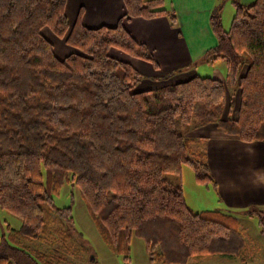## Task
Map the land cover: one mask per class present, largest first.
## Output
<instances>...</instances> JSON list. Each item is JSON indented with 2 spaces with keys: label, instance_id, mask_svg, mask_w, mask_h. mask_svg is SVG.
<instances>
[{
  "label": "trees",
  "instance_id": "1",
  "mask_svg": "<svg viewBox=\"0 0 264 264\" xmlns=\"http://www.w3.org/2000/svg\"><path fill=\"white\" fill-rule=\"evenodd\" d=\"M67 1L0 0V208L22 220L21 229L9 227L14 243L45 238L55 246L26 250L0 235V264L67 261L75 220L71 206L55 203L66 183L78 188L101 237L126 259L138 236L159 264L206 255L247 260L239 218L195 211L182 183L164 174L189 165L197 183L215 184L202 153L191 147L196 136L180 132L178 122L264 140V0H233L229 29L219 10L210 15L216 45L203 59L225 60L240 94L234 115L224 80L195 75L138 90L142 73L110 53L115 48L157 68L148 45L124 21L166 16L175 25L166 0H123L118 22L98 27L85 25L81 11L71 23ZM46 28L69 45L67 55H57ZM247 213L257 214L264 235V212Z\"/></svg>",
  "mask_w": 264,
  "mask_h": 264
},
{
  "label": "crops",
  "instance_id": "2",
  "mask_svg": "<svg viewBox=\"0 0 264 264\" xmlns=\"http://www.w3.org/2000/svg\"><path fill=\"white\" fill-rule=\"evenodd\" d=\"M214 1L166 0V7L174 10L177 15L175 25H171L166 16L152 19L133 17L124 21V25L132 35L148 45L158 63L157 68L145 60L132 57L115 48H112L110 53L116 58L130 62L143 77H145L144 72H147L151 80L145 88L161 87L199 75L197 69H192V66L198 60L205 61L203 59L205 52L216 45V38L210 25V15L220 9L214 6ZM239 1L242 4H249L254 0ZM80 11L82 22L89 27L113 26L124 13V5L123 0L67 1L66 13L71 23L75 22ZM59 44V50L56 47L55 50L60 57L72 50L65 44ZM220 60L211 62L215 65ZM215 77L224 80L222 76L215 75ZM145 79L146 77L144 81ZM227 100L228 102L230 100L228 96ZM191 147L194 151L202 153L215 179L212 190L214 207L211 209H219L239 218L241 231L250 248L247 260L253 259L255 247L251 240L254 238L259 244H263L264 235L257 225L258 222L250 232V226L246 221L253 223L255 220L253 215L247 213L248 210L258 208L264 212V140L242 141L225 134L214 125L210 134L196 135ZM184 194L188 205L195 211L208 210L205 204L190 203L185 191ZM220 258L215 262L216 264L248 262L239 257L220 256Z\"/></svg>",
  "mask_w": 264,
  "mask_h": 264
},
{
  "label": "rangeland",
  "instance_id": "3",
  "mask_svg": "<svg viewBox=\"0 0 264 264\" xmlns=\"http://www.w3.org/2000/svg\"><path fill=\"white\" fill-rule=\"evenodd\" d=\"M233 0H215L214 6H218L220 9L221 20L225 29H229L233 16L235 14V6ZM250 0H243V2H249ZM252 1V0H251ZM167 5V3H166ZM45 35L53 42L58 49L59 43L65 44L62 39L57 37L48 28L45 29ZM59 50V49H58ZM205 62V64H204ZM221 62V63H220ZM219 63L213 65L212 62H206L204 60H198L193 66L197 69V72L201 76L224 77L226 92L228 98H233V110L236 112L240 104L239 89L237 84L227 75V68L225 60L221 59ZM210 63V64H207ZM186 70V69H185ZM189 70V69H187ZM145 74V81L139 83L136 89H142L150 84V76L147 72ZM143 77V78H145ZM169 78V77H168ZM230 101V100H229ZM215 124H207L202 126H194L193 123H181L178 122V130L180 132H187L192 138L199 134H210ZM193 147V146H192ZM164 176L171 182L177 184H184V191L186 192L190 203H200L207 206L206 209L214 207V195L212 184H199L195 178L194 170L189 165H183L180 174L165 173ZM55 203L58 207L71 206L72 213L75 220L76 231L73 230V246L70 252H65L67 261L64 264H159L152 262L146 251L145 242L138 236H133L131 240V249L129 252V258L126 259L123 253H117L113 251L108 244L104 241L98 232V229L87 211L85 203L83 202L78 188L73 184H64L60 192L55 195ZM254 221L247 222L251 229L258 222L257 214H254ZM259 226V224L257 223ZM21 229L22 220L12 213L0 208V235L4 236L11 243H14L10 238V229ZM260 228V226H259ZM76 232V233H75ZM77 234L76 235H74ZM255 247L254 258L247 260L246 264H264V240L263 244H259L254 238L251 240ZM26 250L36 249L41 251H52L54 249V243L48 239H30L22 240L20 243H14ZM220 256L223 255H206L202 257L191 258L188 264H216L217 260H220Z\"/></svg>",
  "mask_w": 264,
  "mask_h": 264
}]
</instances>
